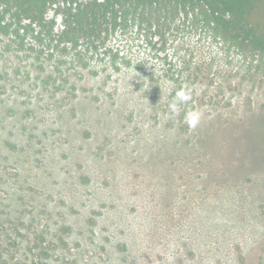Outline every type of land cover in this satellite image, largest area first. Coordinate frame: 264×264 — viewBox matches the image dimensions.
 Here are the masks:
<instances>
[{
  "label": "rangeland",
  "instance_id": "1",
  "mask_svg": "<svg viewBox=\"0 0 264 264\" xmlns=\"http://www.w3.org/2000/svg\"><path fill=\"white\" fill-rule=\"evenodd\" d=\"M160 4L72 45L0 2V264H264V55Z\"/></svg>",
  "mask_w": 264,
  "mask_h": 264
},
{
  "label": "trees",
  "instance_id": "2",
  "mask_svg": "<svg viewBox=\"0 0 264 264\" xmlns=\"http://www.w3.org/2000/svg\"><path fill=\"white\" fill-rule=\"evenodd\" d=\"M168 0H0L7 12L29 26L44 27L47 13L56 7L62 18L61 39L72 45L94 40L116 23L117 8L126 4L151 7ZM195 8L204 22L240 52L264 55V0H170Z\"/></svg>",
  "mask_w": 264,
  "mask_h": 264
},
{
  "label": "clouds",
  "instance_id": "3",
  "mask_svg": "<svg viewBox=\"0 0 264 264\" xmlns=\"http://www.w3.org/2000/svg\"><path fill=\"white\" fill-rule=\"evenodd\" d=\"M191 99L190 94H186L185 92L181 91L177 93V100L180 102H187ZM200 121V115L198 113H190L187 117V122L190 127L195 128Z\"/></svg>",
  "mask_w": 264,
  "mask_h": 264
}]
</instances>
